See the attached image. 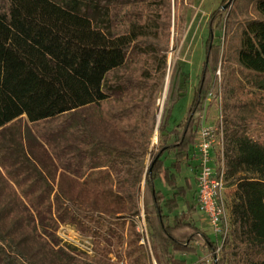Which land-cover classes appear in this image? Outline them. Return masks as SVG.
I'll list each match as a JSON object with an SVG mask.
<instances>
[{
	"label": "trees",
	"instance_id": "obj_1",
	"mask_svg": "<svg viewBox=\"0 0 264 264\" xmlns=\"http://www.w3.org/2000/svg\"><path fill=\"white\" fill-rule=\"evenodd\" d=\"M122 1L0 0V264H125L122 254L127 264H153L154 257L183 264L199 247L214 251L217 243L193 218L199 199L183 207L180 193L169 196L158 182L169 156L177 171L198 157L196 115L220 55L227 116L223 158L216 154L215 164L219 175L224 160L236 189L229 248L223 251L225 243L209 263L264 264V0H223L211 13L193 103L169 129L184 95L176 62L160 149L147 170L132 160L148 154L155 131L157 92L149 84L165 75L167 17L151 19L150 30L114 32ZM226 13L225 41L216 42L214 21ZM132 57L148 64L142 87L114 75ZM92 108L97 117L88 114ZM24 116L38 144L25 139ZM142 210L149 245L134 220ZM62 224L94 235V254L66 250L57 234Z\"/></svg>",
	"mask_w": 264,
	"mask_h": 264
},
{
	"label": "rangeland",
	"instance_id": "obj_2",
	"mask_svg": "<svg viewBox=\"0 0 264 264\" xmlns=\"http://www.w3.org/2000/svg\"><path fill=\"white\" fill-rule=\"evenodd\" d=\"M222 1L223 0H125L122 1L121 4L117 3L120 15L114 22V26L112 29L114 30V32L129 33L133 29L135 30V28H139L141 26H144L145 30H150L151 19H160L162 14L167 17V19L162 18L164 19V21L161 24V29L164 33L163 35L165 36L168 34V36L166 37L168 41H166L165 39L163 42L164 45L166 44L168 48L166 51L167 64L165 75L161 81H158L156 83L151 82L149 84V86L152 87V90H155L157 92L155 103V107H157L156 126H154L155 131L152 134L151 145L148 154L145 157H140L132 160V162L136 166L140 167V169L144 166L147 170L151 163L153 154H157L160 149L159 126L161 124L162 114L167 99L166 97L168 95L170 78L177 61L181 63L180 83L182 85L184 95L177 100L172 108L171 118L168 125L169 129L185 120L188 115V111L193 103L194 94L198 87L197 85L200 81L203 65L206 59V39L209 35L208 25L210 15L211 13H213V11L217 10L220 7ZM226 6L227 5L224 6V9L226 8ZM227 17L228 16L226 13L224 20L220 21L219 18H216V20L214 21L213 26L216 28V42L225 41V26L228 20H226ZM169 21L170 24H167ZM223 59L224 57L220 55L219 65L214 76L212 86L208 91V95L206 96V100L204 101L202 108L199 110L200 112H198L196 116L198 120L199 114L204 112V105L206 103L205 111L208 116V120L213 121L215 119L214 125H217V120L220 114L222 115L225 136V123L227 115L226 110H224L226 107V99L224 96V83L222 81L224 80V67L226 66L227 62H224ZM147 67L148 64L135 62L132 57L129 58L126 65L117 70L114 75H116L119 79L133 81L132 83H137V85H140V87H142L144 86L142 85L144 81H142V78L144 76V72H146L143 70H147ZM219 98H221V100ZM88 114L95 116L96 109L92 108L90 112H88ZM19 122L25 139L30 140L32 143L38 144L39 137L37 136L38 134L36 133L35 125L31 123L25 116L22 117ZM97 126L101 127V124L98 123ZM97 126L96 129L98 128ZM196 138H198V131L196 134ZM195 140L197 143V139ZM215 149V153H220L222 156L224 150V140L223 142H221L220 140V143H217L215 145ZM171 157L172 155L169 156L168 159H166L164 168L162 167V172H168L166 166L169 165V162H171V160L173 159ZM165 173H163V177L167 178L168 175L166 176ZM230 179L231 178L227 179L224 176L225 187L229 186L232 183V180ZM169 181L170 180H165L163 183H169ZM159 182L158 185H161ZM223 199L226 204L224 195ZM134 220L138 230L146 237L149 245L148 238L150 230L143 210L140 215L134 217ZM205 227L211 241L217 242L218 237L211 223L210 225L206 224ZM57 234L61 240V245L66 250H71L73 251V253L75 252L74 254H77L81 251L87 252V254L89 255L94 254L93 246L95 243L94 241L96 240L94 235L82 234L77 228H75V226L71 224H62L59 227ZM3 245L8 250V252L13 253L10 247H8L6 244ZM228 248L229 246L226 241V245L224 246L223 251ZM220 251V254H222L223 251ZM205 254L206 252L201 247H199L197 251H195V253H191L187 256V259L183 264H210L205 259H202L205 257ZM122 255L123 261L125 262V264H127V258L124 254ZM18 261L23 262L19 258ZM23 264L26 263L23 262ZM153 264H158L155 257L153 259Z\"/></svg>",
	"mask_w": 264,
	"mask_h": 264
},
{
	"label": "built area",
	"instance_id": "obj_3",
	"mask_svg": "<svg viewBox=\"0 0 264 264\" xmlns=\"http://www.w3.org/2000/svg\"><path fill=\"white\" fill-rule=\"evenodd\" d=\"M221 100V98H219ZM206 103L204 112L198 116V138L197 148L199 155V173L197 176L198 199L200 209L207 216L218 237L216 249L205 259L211 262L218 259L220 250L226 243L229 235V218L226 204L223 199L224 181V160L221 162V172L218 175L214 165L212 149L217 143L224 140V129L222 115L218 118L217 125L207 124ZM223 158V153H222Z\"/></svg>",
	"mask_w": 264,
	"mask_h": 264
},
{
	"label": "crops",
	"instance_id": "obj_4",
	"mask_svg": "<svg viewBox=\"0 0 264 264\" xmlns=\"http://www.w3.org/2000/svg\"><path fill=\"white\" fill-rule=\"evenodd\" d=\"M207 124L210 125H214L215 124V119L212 121L207 120L206 121ZM196 150L198 152V148H197V143L195 144ZM214 150H216L214 148ZM213 157H214V165L216 167V153L215 151L212 153ZM169 158V157H168ZM167 158V159H168ZM173 158V157H171ZM174 158L171 160V162H169V165H167L166 169L168 170V172H162V179L159 182L161 185H159V187L165 192L167 193L169 196L172 195V193L174 191H177L180 193V198H182V200L180 201L181 206H186L185 204V200L189 199V200H193L194 198H198V183H197V176L199 173V155L198 157H196L195 160L191 161L190 163H186L183 164V167L180 171H177L175 168H173L171 166V164L173 163ZM162 167L164 168V164L161 166L160 169H162ZM163 170V169H162ZM163 173L166 174L167 178L163 177ZM165 180H170L169 183H163ZM164 184V185H163ZM175 187V188H174ZM236 186L235 185H229L227 187H225L224 191H223V195L224 198L226 200V204H227V214H228V218L231 221V205L233 202V193L235 192ZM200 207L197 206L194 210V220H195V224H197L203 231H205L207 233V229L205 227L206 224L210 225V221L207 218V216H205V214L202 212L201 209H199ZM229 221V222H230ZM204 250V249H203ZM206 252L205 257L202 259H206L210 252H207L206 250H204Z\"/></svg>",
	"mask_w": 264,
	"mask_h": 264
}]
</instances>
